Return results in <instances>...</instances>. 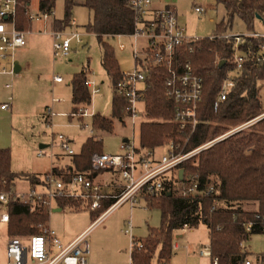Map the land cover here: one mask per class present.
I'll list each match as a JSON object with an SVG mask.
<instances>
[{
	"label": "trees",
	"instance_id": "obj_1",
	"mask_svg": "<svg viewBox=\"0 0 264 264\" xmlns=\"http://www.w3.org/2000/svg\"><path fill=\"white\" fill-rule=\"evenodd\" d=\"M56 0H40L38 10H53ZM224 3L227 20L216 24V33L226 32L232 27V21L238 16L248 31L254 28V22L264 11V0H219ZM29 0H18L17 28L29 30L30 21L24 14ZM84 6L92 12L91 20L85 25L88 32L95 34L102 47L101 65L114 84L120 77V68L111 45L103 40L104 36L131 35L134 31V13L127 0H64L63 18L54 20L56 30L67 26L72 19L74 6ZM264 37L247 38L240 45L245 53V62L235 78L234 86L226 99L214 108V102L227 72L232 68L229 63L233 55V42L226 39L211 40L208 37L195 38L177 47V63L190 62L194 71L202 77V100L197 110L199 123L193 131H181L172 122L174 101L166 94L164 80L167 70L164 66L151 67L147 75V87L144 92L147 120L139 127V148L154 149L172 143L182 152H188L222 133L227 127L245 121L263 110L261 99L264 81V61H256ZM217 60V63L215 61ZM220 61L224 64L220 67ZM87 71L75 73L71 80L72 113L91 102V95L84 82ZM126 102L113 93L111 116L93 114L91 128L111 133L113 118L122 115ZM102 141L90 136L83 143L80 152L71 157L73 169L78 172H96L91 169V156L101 153ZM183 179L195 175L198 190L214 186V193L202 195L193 193L181 195L177 183L178 175L163 180V190L156 196H145L150 208L160 211L159 227H151L145 238L136 239L141 247H133L129 253L130 264H169L172 257V233L185 227L194 228L203 225L208 230L210 259L217 258L218 264H243L250 256L242 248V243L250 235L261 233L264 227V119L259 120L248 131L231 135L212 146L200 151L184 161ZM53 171H58L53 167ZM18 177L28 179L31 184L39 176L27 173H14L10 168L9 148H0V191L9 190ZM113 200L104 202L102 210ZM220 206L212 209L213 203ZM60 206L76 205L73 200H59ZM249 205H252L250 208ZM101 211V210H99ZM99 211L90 212L91 218ZM257 215V217H256ZM7 233L10 237H29L38 234L49 218V211L43 205L30 206L10 200L8 202ZM255 222L251 234L244 225ZM259 257L264 258V254Z\"/></svg>",
	"mask_w": 264,
	"mask_h": 264
},
{
	"label": "built area",
	"instance_id": "obj_2",
	"mask_svg": "<svg viewBox=\"0 0 264 264\" xmlns=\"http://www.w3.org/2000/svg\"><path fill=\"white\" fill-rule=\"evenodd\" d=\"M18 0H0V74L14 75L16 71L15 51L26 44V31L17 28ZM127 5L134 13V31L131 35L135 40L142 39V44L136 42L133 49L134 67L129 71H120V77L113 84L114 93L125 100L126 105L122 114L133 123L140 114L139 104L142 103L144 111V92L147 87V75L151 67L164 66L167 76L164 86L168 97L174 101L172 122L179 130L193 131L199 120L197 110L202 100L203 80L198 75L190 62H178L176 49L181 44L195 38H188L184 28L180 24L178 14L173 5H160L159 0H127ZM194 11L197 14L205 10L196 5ZM25 16L30 22L52 18L53 10L46 12H32L26 5ZM258 20V19H257ZM259 20L264 24V11ZM52 52L54 57L66 56L71 43H82V34L76 29V22L71 19L69 24L61 30H52ZM264 37V31L250 30L244 33H214L209 39H226L233 42V55L229 63L232 68L231 76L227 75L223 80L218 95L214 102V108L224 101L234 86V80L239 75L245 62V53L239 48L247 38ZM123 48V44H120ZM256 61H264V45L260 46ZM58 75L53 76L54 82H62ZM90 95L99 92L98 83L90 78L84 82ZM10 88V84L5 85ZM264 96V91H263ZM263 104H264V99ZM52 105L46 106L44 121L52 125V118L58 113L54 111L53 104L60 102V98L53 97ZM11 96L8 101L0 103L1 109H8ZM66 115L68 113H60ZM93 114L86 106L77 113H69V116L83 117ZM264 119L263 110L255 116L233 126L225 133L197 146L196 148L182 152L172 143L166 144V150L160 156H156L154 149H141L134 145L133 141L125 138L118 154L93 153L91 156V169L96 173L91 176L89 172H78L74 169L66 172L53 171V166L43 176L39 177L28 192H16L8 190L0 192V202L8 204L9 200H18L30 206L33 210L36 205H43L50 212L52 207L63 199L75 201L76 205L64 206L71 210L99 211L90 226L100 223L108 214L124 203L131 206L137 205L145 196H156L163 190V180L172 175H178L179 166L196 155L200 151L213 144L243 130L251 128L259 120ZM91 131L93 129L91 128ZM53 135V133H52ZM54 138V135H53ZM58 145L67 156L75 154L68 138L62 134L57 135ZM38 155H43L42 151ZM100 171L108 175V180L98 182L96 174ZM181 195L200 193L209 195L214 193V186L199 191L198 181L195 175H188L177 183ZM38 188V189H37ZM113 200L103 210L104 202ZM146 202V201H145ZM220 204L214 202L212 209ZM257 217V215H256ZM8 212L0 214V221L8 222ZM255 222L249 221L244 225L248 234L252 233ZM132 221L125 222V233L130 237V250L133 247H141L132 235ZM185 228V226H184ZM261 233L264 234V227ZM86 232L75 237L71 242L64 244L56 236L55 231L47 224L43 225L38 234L29 236L26 240L20 237H10L6 245V264H88V243L85 240ZM177 245L174 244V248ZM173 249V245H172ZM202 256L210 257L209 244L199 251ZM211 264H218L217 258L211 260ZM243 264H264V258L251 259L247 257Z\"/></svg>",
	"mask_w": 264,
	"mask_h": 264
},
{
	"label": "rangeland",
	"instance_id": "obj_3",
	"mask_svg": "<svg viewBox=\"0 0 264 264\" xmlns=\"http://www.w3.org/2000/svg\"><path fill=\"white\" fill-rule=\"evenodd\" d=\"M37 1L31 0V11H36ZM159 4L175 7L179 22L188 38L208 37L216 33V24L227 20L225 5L219 0H159ZM196 5L205 11L197 14L194 11ZM53 13L56 18H63L64 0L55 1ZM71 17L76 22L77 31L82 34V43L77 44L73 41L66 56L54 57L51 32L47 26L38 32L40 22L33 21V28L25 33L24 48L21 52L17 50L15 53V59H25L24 62H27L26 68L21 71L23 72L22 78H15L16 74H7L0 78V103L8 101L9 96H11L12 103L11 110L5 109V113L0 112V138H5L10 142L9 144H13V161L17 169L28 164L37 168H49L51 160L58 159L60 162L62 159L68 160L69 156L65 155L58 145L56 138L58 134L71 140V146L75 151L80 150L81 143L86 136L94 135L101 139L103 153L118 154L121 152L120 145L125 138L133 141L134 145H138V128L141 124L139 122L148 119L145 100L144 111L142 112L143 105L140 103V114L134 123L124 119L122 114L119 118L113 119L114 128L111 133L91 131L92 117L90 115L81 118L69 116L72 104L69 82L75 73L87 70L88 77L99 84V92L91 94V103L86 106L92 114L111 116V100L114 93L113 83L101 66L102 47L95 34L85 29V25L91 20L92 12L88 8L78 5L73 7ZM252 30L264 31L262 21L255 20ZM247 31L244 22L238 16L234 17L232 27L226 30L227 33L237 34ZM103 40L113 47L121 72L132 70L134 67V45L136 42L142 44V39L137 41L132 36H104ZM120 44H123L124 47L121 48ZM232 74L231 71L227 75L231 76ZM55 75L60 76L63 82L55 83L53 81ZM20 79L23 80L16 82ZM6 84H10L11 88H6ZM261 85V99H264V81L261 82ZM53 97L60 98L62 101L53 104V109L58 114L52 118L50 126L44 121L43 113H45L46 106L52 105ZM64 112L68 114H60ZM118 120H124L125 125L120 124ZM237 124L227 127L219 135ZM251 128L243 131H248ZM40 144H45L46 147L41 149ZM162 146H166V144ZM38 150L43 153L40 157L37 156ZM165 150L166 148L162 147L157 154L164 153ZM71 166L73 167V164L69 159L68 163L57 167L64 173ZM21 188L18 184L15 187L11 186L9 190L15 194L16 192H28L30 189V187ZM7 191L0 192L7 193ZM249 206L252 208V205ZM7 210L8 204L0 202V214ZM128 219H131L134 224L133 236L136 239L145 238L149 228L159 227L161 220L160 211L157 208H148L142 202L135 206L132 212L128 202L118 207L107 215L101 225L85 235V240L88 243V264H129L130 237L124 232L125 221ZM92 221L90 211L84 209L70 211L65 207L59 213L51 211L49 216L50 227L59 229L62 233L86 226ZM177 234H183V236L176 238ZM172 238L173 253L169 264H211L209 256H202L199 253L200 249L209 243L205 226L199 225L191 231L174 230ZM9 239L7 225L0 223V264H6V245ZM174 244L178 246L174 248ZM242 248L249 252L250 256L264 254V234L250 235L242 243ZM152 264H155V259Z\"/></svg>",
	"mask_w": 264,
	"mask_h": 264
},
{
	"label": "crops",
	"instance_id": "obj_4",
	"mask_svg": "<svg viewBox=\"0 0 264 264\" xmlns=\"http://www.w3.org/2000/svg\"><path fill=\"white\" fill-rule=\"evenodd\" d=\"M39 1L40 0H38L37 1V8H36V11H32V12H39V10H38V4H39ZM30 2H31V0H29V2L27 3V6H28V9H30ZM31 10V9H30ZM54 20H60V19H58V18H56V16L55 15H53V17L52 18H49L48 20H46V21H43V20H39L38 22H40V28H38V32H41V29H43V28H45V26H47V28L49 29V31L51 32L52 30H56L55 29V27H54V24H53V21ZM31 23V25H30V28H29V30H31L32 28H33V24L34 23H32V22H30ZM29 30H27V31H29ZM25 31V30H24ZM26 31V32H27ZM118 36H128V35H118ZM115 37V36H114ZM117 37V36H116ZM51 39H52V37H51ZM25 46V45H24ZM24 46L23 47H20V48H18L17 50H19L20 52H21V50L24 48ZM16 50V51H17ZM16 51H15V53H16ZM24 60L25 59H21V60H19V59H15V63H16V71H17V73H16V75H15V78H22V73L23 72H21V71H23V69H25L26 68V66H27V62H24ZM102 66V65H101ZM87 71V70H86ZM121 71V70H120ZM88 71H87V77H88ZM7 74H0V78H3V77H5ZM9 75V74H8ZM89 78V77H88ZM17 80V79H16ZM23 79H20V80H18V81H16V82H21ZM62 82H63V80H62ZM62 82H55V83H62ZM102 83V82H101ZM19 84V83H18ZM69 85H70V82H69ZM99 85V84H98ZM6 87V86H5ZM71 87V86H70ZM7 88V87H6ZM11 88V87H10ZM9 89V88H8ZM62 101V99H60V102ZM58 103V102H57ZM91 103V102H90ZM85 106H87V105H85ZM143 107V106H142ZM12 109V103H10V106H9V108L8 109H6V110H11ZM6 110L5 109H1L0 108V112H6ZM71 111H72V104H71ZM65 113V112H64ZM81 118V117H80ZM114 119V118H113ZM115 119H117V118H115ZM124 121V120H123ZM123 121H120V120H118V122L120 123V124H122V125H125L124 124V122ZM141 122H143L142 120L139 122V124L141 123ZM139 124H138V126H139ZM97 130H93V132H96ZM90 136H94V135H88V136H86L85 137V139L82 141V143H81V147H82V145H83V143L86 141V139L88 138V137H90ZM95 137V136H94ZM69 140V139H68ZM124 140V139H123ZM2 141H5V142H3L2 143ZM7 140L4 138V139H2V138H0V148H9V150H10V168H11V170H12V172H14V173H27V174H30V175H37V176H39V177H41V176H43L46 172H48L53 166H55L57 169H58V167L57 166H61V165H63V164H66V163H68L69 162V159L71 160V157L72 156H69V159L68 160H66V161H64L63 159H62V162H60L58 159L56 160V159H54V160H51L50 162H51V165H50V167L49 168H37V167H35L34 165H31V166H29V164L28 165H26V166H22V167H20L19 169H22V170H19V169H17L15 166H14V161H13V144H9L10 142H6ZM70 141V143H71V140H69ZM17 144V143H16ZM138 145H139V128H138ZM137 145V146H138ZM46 147V145L45 144H40V148L41 149H43V148H45ZM81 147H80V149H81ZM162 147H165L166 148V146H160V147H157V148H154V152H155V155L158 157V156H160L161 154H163V153H158L157 154V152H158V150L160 149V148H162ZM40 150H38V152H39ZM75 151V150H74ZM38 152H37V156H39L38 155ZM80 152V150L79 151H75V154H77V153H79ZM42 156V155H41ZM40 157V156H39ZM72 162V161H71ZM72 167V166H71ZM59 170V169H58ZM108 175L105 173V172H103V171H100V172H98L97 174H96V180L98 181V182H103V181H106V180H108ZM20 185V187H22L21 189H24V188H27V187H32L34 184H31V182L28 180V179H26V178H22V177H18V178H16L15 180H14V183H13V187H15V186H17V185ZM140 202H142L145 206H147L148 208H150V203L147 205V203L148 202H145V199H142ZM139 202V203H140ZM139 203L137 204V205H134V206H131L130 204V211L132 212V209L135 207V206H138L139 205ZM125 204V203H124ZM123 205V204H122ZM121 205V206H122ZM120 207V206H119ZM63 208H65L64 206H60L59 204H58V202L52 207V212H54V213H59V212H62L63 211ZM69 209V208H68ZM70 211H74V210H71V209H69ZM50 211V212H51ZM5 212H8V210L7 211H5ZM50 212H49V216H50ZM3 213V212H2ZM107 217V216H106ZM105 217V218H106ZM105 218L100 222V223H98V224H96V225H93V226H90L91 225V223L92 222H90L88 225H86V226H80L78 229H75V230H73V231H70V232H67V233H62V232H60L59 231V229H54V231H55V233H56V236L61 240V242L62 243H64V244H67V243H69V242H71L75 237H77L78 235H80V234H82V233H84V232H86V234L90 231V230H92L93 228H95V227H97V226H99V225H101L103 222H104V220H105ZM127 221V220H126ZM125 221V222H126ZM0 223H3V224H5V225H7V223H4V222H1L0 221ZM47 224H48V226L50 227L51 225H50V222H49V218H48V222H47ZM132 225H133V227H132V235H133V230H134V224L132 223ZM198 227V226H197ZM196 228V227H195ZM194 228H187V227H185V228H182L181 230H183V231H185V230H189V231H191V230H193ZM180 230V229H179ZM176 231V230H175ZM125 232V231H124ZM207 234H208V230H207ZM183 236V234H177V235H175V237L176 238H179V237H182ZM10 237V236H9ZM21 238V237H20ZM135 238V237H134ZM22 239H23V237H22ZM24 240V239H23ZM26 240V239H25ZM208 240H209V238H208ZM175 245H177V244H175ZM178 246V245H177ZM129 253H130V250H129ZM260 255V254H259ZM259 255H255V256H249L251 259H256L257 257H259ZM129 260V259H128ZM129 264H130V260H129Z\"/></svg>",
	"mask_w": 264,
	"mask_h": 264
},
{
	"label": "water",
	"instance_id": "obj_5",
	"mask_svg": "<svg viewBox=\"0 0 264 264\" xmlns=\"http://www.w3.org/2000/svg\"><path fill=\"white\" fill-rule=\"evenodd\" d=\"M237 1L239 2L240 0H237ZM257 18L259 19V17H257ZM223 64H224V61H220L219 66L221 67ZM182 175H183V169H180L179 170V179L180 180L182 179Z\"/></svg>",
	"mask_w": 264,
	"mask_h": 264
}]
</instances>
